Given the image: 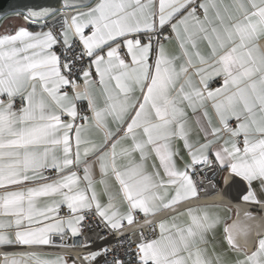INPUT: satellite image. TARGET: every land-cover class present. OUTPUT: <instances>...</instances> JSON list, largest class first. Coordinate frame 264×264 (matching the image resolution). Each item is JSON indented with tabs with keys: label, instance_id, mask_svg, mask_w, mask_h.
Returning <instances> with one entry per match:
<instances>
[{
	"label": "snow or ice",
	"instance_id": "1",
	"mask_svg": "<svg viewBox=\"0 0 264 264\" xmlns=\"http://www.w3.org/2000/svg\"><path fill=\"white\" fill-rule=\"evenodd\" d=\"M17 16L0 34V264H264V0Z\"/></svg>",
	"mask_w": 264,
	"mask_h": 264
},
{
	"label": "water",
	"instance_id": "2",
	"mask_svg": "<svg viewBox=\"0 0 264 264\" xmlns=\"http://www.w3.org/2000/svg\"><path fill=\"white\" fill-rule=\"evenodd\" d=\"M56 3L57 0H0V21L2 22L5 16L22 12L26 6L38 8L41 6H54ZM251 210L256 213L259 211V208L257 207ZM28 250H30L29 246H14L7 249L9 252H24ZM57 251V249L50 246H44V252L46 253L56 254Z\"/></svg>",
	"mask_w": 264,
	"mask_h": 264
},
{
	"label": "crops",
	"instance_id": "3",
	"mask_svg": "<svg viewBox=\"0 0 264 264\" xmlns=\"http://www.w3.org/2000/svg\"><path fill=\"white\" fill-rule=\"evenodd\" d=\"M19 26H27V25H25V22L23 21V19L17 16V13L8 15L0 24V34L11 33L14 30H16ZM30 30L37 31L39 29L35 27H31ZM169 47L170 49L175 50L176 48L175 41H172ZM235 212H236L235 208H231L230 211L226 212L225 214L234 216ZM47 254L55 255V253H47Z\"/></svg>",
	"mask_w": 264,
	"mask_h": 264
},
{
	"label": "built area",
	"instance_id": "4",
	"mask_svg": "<svg viewBox=\"0 0 264 264\" xmlns=\"http://www.w3.org/2000/svg\"><path fill=\"white\" fill-rule=\"evenodd\" d=\"M57 51H59V48H56ZM213 86H218V84L214 83ZM67 212V209L64 208L61 211V214H65ZM87 223L90 225V229H87L86 231H95L96 230V223H98V218L95 216H90ZM105 235H107V233H104ZM115 243V242H114Z\"/></svg>",
	"mask_w": 264,
	"mask_h": 264
},
{
	"label": "flooded vegetation",
	"instance_id": "5",
	"mask_svg": "<svg viewBox=\"0 0 264 264\" xmlns=\"http://www.w3.org/2000/svg\"><path fill=\"white\" fill-rule=\"evenodd\" d=\"M7 16H5V18H6Z\"/></svg>",
	"mask_w": 264,
	"mask_h": 264
},
{
	"label": "rangeland",
	"instance_id": "6",
	"mask_svg": "<svg viewBox=\"0 0 264 264\" xmlns=\"http://www.w3.org/2000/svg\"><path fill=\"white\" fill-rule=\"evenodd\" d=\"M0 23H1V21H0Z\"/></svg>",
	"mask_w": 264,
	"mask_h": 264
}]
</instances>
